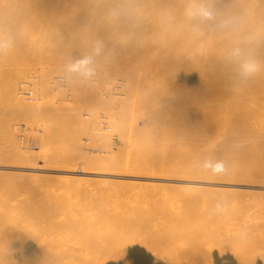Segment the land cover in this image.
<instances>
[{"label":"bare ground","instance_id":"bare-ground-1","mask_svg":"<svg viewBox=\"0 0 264 264\" xmlns=\"http://www.w3.org/2000/svg\"><path fill=\"white\" fill-rule=\"evenodd\" d=\"M123 2L0 0V91L5 95H0V167L14 163L31 171L21 178L0 170V264H264V196L255 192L256 184L216 194L199 186L202 180L181 188L153 182L108 185L104 179L91 185L76 176L81 164L84 174L121 171L148 178L264 181V0ZM200 9L212 12L213 18L190 15ZM172 14L174 26L167 16ZM88 29L96 40L68 41L61 35ZM87 43L101 52L98 75L106 84L101 100L112 104L118 98L113 89L122 86L129 87L124 97L131 102L126 104L125 98L124 104L135 105L141 97L150 102L149 93H143L161 85L163 99L150 104L157 106L155 112L177 108L180 124L189 125L186 140L179 127L170 150L176 132L168 133L172 138L165 132L164 140L154 141L167 144L166 151L160 149L162 144L155 147L151 138L150 152L144 146L123 154L93 155L83 151L74 133L69 146L52 151L56 146L48 145L47 134L38 137L33 124L37 115L46 118L41 104L57 84L71 81L68 74H51L69 71L76 49ZM57 47H65V54L51 56L41 72L33 74L35 66L24 62L30 54ZM237 48L252 53L259 64L255 75H242L229 59ZM74 74L77 88L81 78ZM141 86L146 88L143 93ZM88 89L80 90V96L75 92L78 110L68 118L73 128L84 123L78 105L93 104ZM103 116L94 132L98 140L104 128L116 125L120 130L119 124L128 121L112 113ZM151 117L144 127L153 123ZM133 120L131 131H139ZM46 123L48 127L49 120ZM46 129L44 133L50 132ZM34 140L41 146L39 152L31 150ZM108 146L115 148L113 143ZM38 158L45 168L36 165ZM218 161L224 164L220 172L205 167ZM39 170L62 174L54 179L33 172Z\"/></svg>","mask_w":264,"mask_h":264},{"label":"rangeland","instance_id":"rangeland-1","mask_svg":"<svg viewBox=\"0 0 264 264\" xmlns=\"http://www.w3.org/2000/svg\"><path fill=\"white\" fill-rule=\"evenodd\" d=\"M104 1H113V0H104ZM137 1H141V0H124L123 4H126L127 6H129L131 3L137 2ZM168 16V20L170 21V24L172 26H174V18L175 16L172 14V16ZM69 31V30H67ZM80 31V30H79ZM73 32L72 35L70 34H61L63 36L64 40H68V41H74V40H78V39H94L96 40L95 36H90L88 34H92L90 33L91 30H83L80 32ZM105 30L102 29V31L100 32L99 30L97 31V33H103ZM72 32V31H69ZM70 35V36H68ZM88 35V37H87ZM65 47H57L56 49H52V50H45L42 53H36V54H30V56H27L24 59V62H29V65H33L35 66L34 69H31V71L34 73H38L42 71V67L43 64H45V66L49 65V60L51 58V56H54L56 53H59L61 55H63L64 52H62L63 49ZM59 51V52H58ZM72 54L74 52H71ZM65 54V53H64ZM74 56H76L73 60V62L71 63V65L76 64L77 61L83 60L85 58L91 57L93 60V63L91 65H89L88 67L93 69V75L90 78H85L83 76V67L80 68V70L76 71L77 74H74L73 71H55L53 72V74H51V76H55L56 78H58V75H64V74H68L70 76L71 81L66 82V81H60L58 85V89L53 91V94H51L49 97H46V101L44 103L41 104V110L45 109L44 113H41V111H39L41 114H44V117L46 118H42L45 120L41 119L40 115L36 116V122L33 124L34 127V131L37 133L38 137H40L41 135L47 134V140L49 141L50 144H48L49 146H56L55 148H51L52 151H55L54 149H57L58 147H62L64 148L65 146H69V141L70 140V135L72 134H76L78 136V140L80 141V144H82L83 147V151L84 152H89V154H123L126 153L127 151L131 150V149H135V148H143L144 146H146L148 149L149 148V152L151 151L150 148H152V146L148 147V144L151 145L149 142L151 141V138L154 139L153 143L156 145L157 143H155L156 139L164 137L165 132L168 134H174V132H184L186 133V135H181L183 136V140L184 138L188 135L189 133V125L185 126V125H181L179 122L180 116L182 115V113H179L178 109L174 107H169L168 108V113H163L165 112V109L162 111L161 109L159 110V112H155V109L157 106L155 105H151V101H157V97L158 100L160 101L161 99H163V97L161 96V92L159 93V91L161 89V85L158 86L156 89L158 90L157 92L156 89L154 88H150L148 89L147 86V91H149L150 89L154 92L151 93L152 91L150 90L149 92H144L146 91V88H143L144 86H141L144 90H140V92L143 93L142 96H145L146 93H149L148 97L146 98V100H151L150 102L144 100V97H141L140 102H136L134 105L130 104V105H126L131 103L127 97H124V93L129 90V87H118L117 89L114 88L113 90H116L117 92L113 95V96H117V100L114 101L112 104H109V102H105L104 100H101L99 98V95L102 94V92H104V90L106 89V84L103 85V82H101V77H99L98 74L101 73V67L102 64L101 62H99L101 57V52H100V48H94L92 46H89L88 43L87 45L84 46L83 49H76V52L74 54ZM36 57V58H34ZM27 64V63H26ZM77 75L79 78H81V81H79L77 88H74V84L75 81H73L74 78H72V75ZM120 75V74H119ZM116 76V74H115ZM123 76V75H120ZM125 77V76H123ZM100 78V79H99ZM88 81H90L91 83H88ZM103 81V80H102ZM3 82H0V85H4L1 84ZM159 83V82H158ZM88 85V87H87ZM89 85L92 86L91 90H89ZM29 86V85H28ZM86 86V87H85ZM160 87V88H159ZM88 89L87 91L90 93L91 91V96L93 97V100L91 101V106L90 105H83V103H87V102H83L81 103L79 106V111L82 113L83 115V120L84 123L81 125H78L76 127L73 128V121L71 122L69 119H71V114L75 112V110L77 109V105L75 102V92H77L79 94V96L81 95L80 90H82V92H84V90ZM175 88V87H173ZM3 90L4 87H0V90ZM64 90V92L62 91ZM76 90V91H75ZM174 91V89H173ZM2 91H0L1 93ZM139 92V93H140ZM157 93V94H156ZM154 94V95H153ZM160 94V95H159ZM3 95V97L1 98H5L4 95V91L0 94ZM141 95V94H140ZM151 95L154 97H151ZM156 95V96H155ZM97 96V98H96ZM162 98H161V97ZM106 97H110L109 95H105ZM106 98V99H108ZM112 100L115 97H111ZM127 98L128 102L126 104L123 103L124 99ZM140 98V97H139ZM161 98V99H160ZM105 99V100H106ZM143 99V100H142ZM2 101V99H1ZM133 101V100H132ZM163 102V101H161ZM137 103H140V105H138ZM88 104V103H87ZM163 104V103H162ZM3 105V104H2ZM75 105V107H73ZM138 105V107H137ZM81 106H83L82 108H80ZM96 108L98 109H95ZM76 108V109H74ZM92 109L94 108V110H88V109ZM128 108V109H127ZM46 109L48 110L47 112H49L50 114H45ZM78 110V109H77ZM43 111V110H42ZM89 111V112H87ZM92 111V112H91ZM136 111L135 113L138 114L136 120L138 122L139 125V131H137V129L132 130L130 128V123L133 120V112ZM145 111H147L148 113L145 114ZM38 112V113H39ZM85 112V114H83ZM93 113V114H91ZM103 113H112L114 114L113 117L117 118V120L119 118H124L125 120L128 119V121L124 122L123 125L125 124V127H123V125H121V123L119 121H115L120 123L119 125L122 127L120 130L116 128L115 126H111L110 128H104L103 133L100 135V133H98L100 136H102L101 140H98L96 136V132L97 128L99 127V123L102 122V120L106 119V117L103 116ZM90 114V115H89ZM47 115H51V117H47ZM43 117V115H41ZM88 116H90L91 118H89ZM122 116V117H120ZM152 116L153 117V123L150 122L147 127H149L147 130V127H144L145 123H148L149 121V117ZM37 117H39L40 120H42L43 122H41L40 120L37 121ZM151 117V118H152ZM50 118V119H47ZM69 118V119H68ZM49 120V124L48 127L45 125L47 124L46 121ZM51 120V121H50ZM67 120V123H66ZM133 120V121H136ZM21 121H23V124H26V120L23 116V118H21ZM64 123H63V122ZM69 121L71 122V124H69ZM121 122H123L124 120H120ZM0 123L2 124V121L0 120ZM65 123L68 125H65ZM127 123V124H126ZM51 124V126H50ZM98 124V125H97ZM107 124V123H105ZM63 125V127H62ZM151 125V126H150ZM119 126V127H120ZM143 126V127H142ZM153 126L152 129H150ZM1 127V126H0ZM47 127V129L45 128ZM51 127V129H50ZM141 127V128H140ZM179 127L181 128L180 131L178 130ZM183 127V128H182ZM167 130H165V129ZM46 129V131H50L48 133H44V130ZM145 129V130H144ZM170 131H169V130ZM177 130V131H176ZM45 131V132H46ZM147 132H152V134L150 135ZM172 132V133H171ZM0 143H3V138H2V132H0ZM174 134L173 138L171 136L165 135L166 137H171L172 138V144L171 146H169V150L174 148V146L176 145L177 139L179 137L178 133ZM104 134L106 136H104ZM48 136H52V137H48ZM48 138H52L51 140H49ZM177 138V139H176ZM185 138V140H186ZM190 138V137H188ZM167 139V138H166ZM169 139V138H168ZM167 139V141H168ZM176 139V141H175ZM164 140V139H163ZM162 140V142H163ZM46 141V142H48ZM155 141V142H154ZM158 142L160 140H157ZM148 142V143H147ZM175 142V143H174ZM188 142V140H187ZM66 143V144H65ZM108 143H113V146L115 147L114 149H111L108 146ZM169 143V142H168ZM31 150L35 151V152H39L38 150H40V144L38 142H36V140L32 141L31 143ZM147 144V145H146ZM158 144H162L161 141ZM156 145L155 147H159V145ZM65 145V146H64ZM162 145H160L162 147ZM165 145V149L167 150L168 147ZM164 145L163 148L160 149H164ZM40 146V147H39ZM167 147V148H166ZM66 148V147H65ZM145 149V148H144ZM159 149V148H157ZM159 149V150H160ZM164 149V150H165ZM158 150V152H159ZM163 150V151H164ZM165 150V151H166ZM148 151H145L146 153H149ZM161 151V150H160ZM162 151V153H163ZM172 151V150H171ZM170 152V151H169ZM207 151H203L202 154L206 153ZM160 153V154H162ZM82 160V159H81ZM80 160V161H81ZM43 159L42 158H38L37 159V166L39 168H45L43 166ZM77 170H79V174H77V177H82V180L86 181L88 184L91 185H95L97 183H99L101 181V179L105 180V184L108 185H113V184H122L124 182H133V183H144V182H148V183H159L163 186H167L170 187L172 185H176L179 186L181 188H184V186L188 185V184H195L197 183V180H202L201 184L199 183V186H201L203 189L207 190L208 192H214L216 194H221V192L224 191H234V190H248V184H256L258 185L257 189L253 188L255 190V192H259L262 196H264V181H253V182H247V181H243V180H238V179H231V178H224L221 176H210V177H205L202 179H198V178H190V177H178V176H167V175H152L150 178H148V175H145L144 173H124L121 171H105V173L103 174H84L82 172V168L83 166L81 164H79L77 166ZM0 170H4L6 172H8V174H17L18 177H25L23 176L24 173H28L31 171H26L23 168H21V165H16L14 163H9L7 166H4L3 168L0 167ZM39 175H52L53 178L55 179V176L62 174V172L60 171H55V172H47V171H43V170H39V171H33ZM52 178V180H54ZM55 181V180H54ZM56 182V181H55ZM252 188V187H250ZM251 190V189H250Z\"/></svg>","mask_w":264,"mask_h":264},{"label":"clouds","instance_id":"clouds-1","mask_svg":"<svg viewBox=\"0 0 264 264\" xmlns=\"http://www.w3.org/2000/svg\"><path fill=\"white\" fill-rule=\"evenodd\" d=\"M190 15L199 16L201 20H210L213 18L212 12L208 11L207 9H200L198 12L190 13ZM3 47V44H0V51H2ZM229 59L238 64L241 69V74L246 77H251L259 71V64L255 60L251 52H244L241 49L237 48L231 52ZM92 63V58L88 57L83 60L77 61L76 64L71 65L69 70L78 71L81 67H83V76L85 78H90L94 73L93 69L88 66ZM205 167L211 168L213 172H220L224 169V164L222 161H218L215 164L207 163ZM217 207H219V205Z\"/></svg>","mask_w":264,"mask_h":264}]
</instances>
